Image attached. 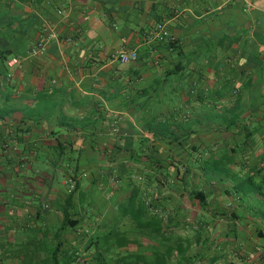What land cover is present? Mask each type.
<instances>
[{"label":"crops","instance_id":"crops-1","mask_svg":"<svg viewBox=\"0 0 264 264\" xmlns=\"http://www.w3.org/2000/svg\"><path fill=\"white\" fill-rule=\"evenodd\" d=\"M0 264H264V0H0Z\"/></svg>","mask_w":264,"mask_h":264},{"label":"built area","instance_id":"built-area-1","mask_svg":"<svg viewBox=\"0 0 264 264\" xmlns=\"http://www.w3.org/2000/svg\"><path fill=\"white\" fill-rule=\"evenodd\" d=\"M152 35L153 37L159 38L160 40H172V36L170 35L168 29L165 27L164 24H158L152 31ZM56 38V34L51 32L46 41H40L38 42L35 46H33L30 50H29V56L32 58H38L41 57L45 54L46 52V46H47V42L50 39H55ZM113 58L115 60H117L118 62H120L121 64H126L129 63L131 61H134L137 59V54L133 51H126L124 49L118 51L115 55H113ZM19 59L16 57H12L9 58L6 61V66L8 68V73L6 75V77L8 79H11L13 76V72L14 70L19 67Z\"/></svg>","mask_w":264,"mask_h":264},{"label":"trees","instance_id":"trees-1","mask_svg":"<svg viewBox=\"0 0 264 264\" xmlns=\"http://www.w3.org/2000/svg\"><path fill=\"white\" fill-rule=\"evenodd\" d=\"M171 42V41H170ZM172 43V42H171ZM73 192H74V190H73ZM73 222L68 218V217H66L65 218V222H64V226H70V225H73V226H75L76 224H72ZM74 223H76V222H74Z\"/></svg>","mask_w":264,"mask_h":264},{"label":"rangeland","instance_id":"rangeland-1","mask_svg":"<svg viewBox=\"0 0 264 264\" xmlns=\"http://www.w3.org/2000/svg\"><path fill=\"white\" fill-rule=\"evenodd\" d=\"M223 158L228 161L230 159V155L229 154H224Z\"/></svg>","mask_w":264,"mask_h":264}]
</instances>
